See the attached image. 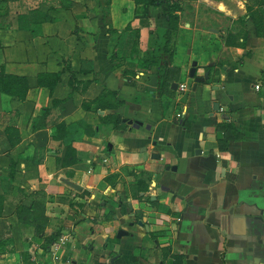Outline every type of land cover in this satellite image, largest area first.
<instances>
[{"label": "crops", "instance_id": "0c3cea01", "mask_svg": "<svg viewBox=\"0 0 264 264\" xmlns=\"http://www.w3.org/2000/svg\"><path fill=\"white\" fill-rule=\"evenodd\" d=\"M135 6L128 0H111L106 19V3L101 0H73L67 9H51L43 0L36 15L32 5L25 6L23 25L17 14V26L0 30V41L10 44L2 50L0 65L8 73L25 76L29 84L24 101L9 99V122H0V264H43L47 251L42 231L52 216L51 206L58 210L55 197L73 189L60 180L68 179L55 160L61 141L75 148L79 161L70 167L85 168V184L109 174L122 176L123 169L130 170L123 175L125 180H134L140 173L148 180L144 190H138V199L121 182L113 184L110 191L117 192L119 201L108 209L112 219L102 221L100 229L85 220L89 231L82 240L83 250L78 251V246L71 250L67 264H83L82 259L84 264H107L104 257L109 255V260L116 256L114 264H169L173 255L182 256L184 264H254L253 257H257L255 264H264V0L214 4L241 24L245 45L231 46L225 41L208 53L178 50L171 62L168 59L161 94V61L156 70L149 66L143 72L137 68L139 59L128 55L133 45L129 40L132 31L126 27ZM149 7L147 13L156 12ZM251 14L256 20L263 17L261 35ZM45 16L53 21H45ZM68 22L77 27V34L64 39ZM220 29L209 27L207 33L220 35ZM35 41L41 47H34ZM115 43V54L124 56L120 67L111 55ZM63 55L81 84L72 92L62 75L52 93L37 86L38 73L62 70ZM83 59L90 62L88 73L79 72ZM192 61L197 62V75L209 71V78L195 89L188 76ZM204 66L209 69H202ZM181 83L186 85L184 91L178 89ZM106 90L116 94L120 102L116 108L83 109L84 101ZM53 99L61 102L50 109L53 118L46 120L50 140L45 144L41 138L47 130L34 129L33 118L42 106L50 108ZM215 101L222 111L214 110ZM107 113L143 124L135 127L123 122L124 127L106 128L103 139L87 136L80 123L91 124L100 133L103 129L96 125ZM60 121L68 131L61 140L55 138V123ZM219 123L232 124L223 136L228 138L222 143H226L225 149H219L216 140L218 133L224 134L217 131ZM8 124L18 130L19 142L14 146L3 132ZM41 144L50 150L45 151ZM101 149L106 151L98 160L94 152ZM39 150L44 156L35 158ZM153 152L160 158L151 157ZM102 165L109 167L100 172ZM165 165H175L177 170L166 171ZM76 178L74 174L70 181ZM88 189L95 191L94 187ZM35 215L41 217L40 226L30 221ZM143 217L148 230L137 225ZM77 222L69 238L78 231L81 223ZM119 227L129 235L115 239ZM248 245H252L253 255L243 259Z\"/></svg>", "mask_w": 264, "mask_h": 264}, {"label": "rangeland", "instance_id": "374dc122", "mask_svg": "<svg viewBox=\"0 0 264 264\" xmlns=\"http://www.w3.org/2000/svg\"><path fill=\"white\" fill-rule=\"evenodd\" d=\"M24 0H0V30H10L12 26H17L16 17L17 14L20 15V25L24 24V16L25 14V6L30 7L32 5L34 14L40 13L37 11L40 7V3L43 0H28L27 5L23 4ZM73 0H44V4L48 5L49 8H56V7H63L67 9V6L71 5ZM130 4H134V0H128ZM220 0H173L178 5V11L175 13L177 15V19L174 21V28L173 34L168 47L170 48L172 53L163 50L164 44V26H161V21L159 20V14L164 11V7L155 8V13H147L146 15L143 14V6L137 5L135 6L133 12V19L132 21L127 24V29L131 30L132 33L129 37V40L132 43V50L128 54L132 58H138L139 63L137 68L140 71H146V69L151 66L153 69L156 70L157 64L162 59H169L170 62L172 61V56L178 50L180 52H184L186 50H194L198 51L199 53H208L210 50L218 49L222 42L227 40H231L234 35H237L241 32V24L235 23L230 16L225 15L223 12L218 10L214 4L218 3ZM26 2V1H25ZM111 0H101V3H106V9H104L105 18L108 19V4ZM171 2V3H173ZM38 7H36V5ZM136 4V3H135ZM150 8V7H149ZM157 14V15H156ZM19 17V16H18ZM53 21V20H52ZM132 22L134 24H132ZM209 27H220L221 34L220 35H210L207 33V29ZM77 27L71 23L64 24V32L62 38L66 39L67 37H75L74 34H77L75 31ZM9 43H2L0 41V62L4 57L3 48L8 47ZM34 47H41L40 41L34 42ZM111 55L116 56L120 64L116 66L120 67L121 61L124 59V56L121 53L115 54L116 43L112 46ZM178 51V52H179ZM121 55V56H120ZM118 63V62H117ZM61 66V77L63 75V79L65 83H68L69 80V72L64 70L67 65H70L69 58H66L64 55L61 57V62H59ZM1 66V65H0ZM71 67V65H70ZM81 67V66H80ZM208 66L202 67V69H206ZM72 69V68H71ZM73 70V69H72ZM74 71V70H73ZM159 73H156L158 77ZM61 83V82H60ZM59 83V84H60ZM64 83V84H65ZM58 84V85H59ZM57 85V86H58ZM8 97L2 95L0 93V122L5 121L9 122V117H12L9 113V105ZM44 108L37 110L33 118L34 129L36 130H49V126H46L47 119L51 121L53 116L50 117L49 113L51 110L45 114ZM49 123V122H48ZM7 124V123H6ZM84 130H86L87 136H94L104 138V130L107 128L109 129L111 125L104 124L100 119V124L96 125L101 129H103L100 133L94 131V126L88 123H80ZM4 123L2 124V126ZM124 127V126H122ZM45 134L44 137L41 138L43 141L42 143H47L50 140V134ZM93 130V131H92ZM92 131V132H91ZM58 140V139H57ZM60 142V141H59ZM59 144V151L55 155V160L58 164V169L61 173H64L69 180L73 181V175L76 174L77 178L74 179V182L81 186V190H74L69 189L67 195L56 196V201L59 202L58 210L54 209V206H51V213L50 220H46L43 231L46 233L44 237V248L47 247V244L53 239V242H56L61 236L69 235L70 230L76 224L75 220L78 219L77 223H81L79 226L78 231L73 234L70 238L67 236L64 245L61 248V251L58 255L59 262H56L53 259L52 254L50 253V249L52 243L49 245V251L45 252L46 254L42 256L43 264H67V257L69 253H71L76 246H78V251H82V240L85 237V234L89 231L88 225L85 220H91L94 227L100 229V225L102 221L111 220L112 213L109 211V207L117 201H119L118 194L116 191L111 192L110 189L112 188L113 184L116 182H121L122 187L125 190H130L132 197L134 199H138V189L139 186H144L147 183V176L145 174L140 173L139 175H135V179L132 178L123 179V175L129 174L130 170L123 169L122 176L121 174H114V175H106L102 180L99 182L91 181L90 184H85L82 178L85 176L84 171L85 168L81 165L77 168H71L70 166H62L61 159L65 153V145L62 143ZM45 144H41V147L45 151H49L45 147ZM37 152L34 154V157L37 158L38 156H44V153ZM95 151V150H94ZM105 149H101L100 152L95 151V155L99 158L105 152ZM108 165H102L100 168V172L103 171L102 168H107ZM57 176V174H55ZM127 176V175H126ZM121 177V179H120ZM88 187H94L95 191H89ZM121 187V186H120ZM44 198V197H43ZM51 201V200H50ZM104 203V205L101 204ZM90 206V207H89ZM85 211V212H83ZM80 215V216H79ZM48 228V232H45V229ZM83 230H86L85 233ZM88 230V231H87ZM90 234V232H89ZM88 235V234H87ZM126 242L128 240H125ZM111 242V241H109ZM90 245L93 242H89ZM67 249V251H66ZM46 250V249H44ZM71 251V252H70ZM66 252V255L63 253ZM110 256V255H109ZM109 256L104 257L107 259V264L109 262ZM89 259V257H88ZM83 264L85 262L82 259Z\"/></svg>", "mask_w": 264, "mask_h": 264}, {"label": "trees", "instance_id": "16d2710c", "mask_svg": "<svg viewBox=\"0 0 264 264\" xmlns=\"http://www.w3.org/2000/svg\"><path fill=\"white\" fill-rule=\"evenodd\" d=\"M175 1V0H174ZM136 5H142L143 6V14H147V9L149 6L158 8L163 6L165 9L159 16V20L163 22L164 26V44H163V50L167 51L169 53H172L170 48L168 47V44L171 41L172 34H173V28H174V21L177 19V15L175 13L178 11V5L173 2V0H134ZM173 2V3H171ZM251 17L254 18L255 16L251 14ZM45 21H52V19L48 16L44 17ZM239 21H243V19H238ZM255 20V28L258 35L262 34L263 29V17H261L259 20ZM233 34V38L231 40H227L226 44L231 46H244L245 45V37L244 34ZM239 37H242L241 40H239ZM168 59H162L161 60V70L162 74L161 77V87L159 88V94L162 93L163 87L166 84V71L168 70ZM90 62L87 60L81 61V67L79 72L81 73H88L91 70ZM209 69V67H207ZM64 70H67L69 72V80L68 85L72 89V92L75 90L76 86L81 84V81H79L75 74L76 72L73 71L70 67V65H67ZM126 73V72H125ZM160 73V72H159ZM62 71L59 72H40L37 74V86L47 89L50 93L53 92V90L56 88V86L62 81L61 78ZM128 74V73H127ZM29 90V84L28 80L23 75H17L8 73L5 71V68L3 66H0V93L2 95H5L8 97V101L11 98H17L20 101H24L27 95V92ZM70 96V95H69ZM61 100L53 99L52 106L50 108H44L45 114L50 111L51 108L59 104ZM120 102L116 98V94L112 91L106 90L103 91L100 95L95 97L91 101H84L82 103V107L85 110H92L97 112L98 110H108V109H114L116 108ZM101 121L104 124L111 125V128L118 129L123 124L121 117L118 114L115 113H107L103 116H100ZM232 128L231 123H219L217 125V131L223 132V135H220L218 133L216 140L219 145V149H225L226 143L225 142L228 138H223V136L227 135L229 129ZM3 132L5 134V137L7 138L10 146H14L19 142V135L18 130L13 127L12 125H5L3 127ZM68 133L67 126L63 121L56 122L55 123V138H59L60 140L66 136ZM226 137V136H225ZM225 140V141H223ZM79 161L78 157L76 156V150L71 144H67L65 146V153L64 156L61 159L62 166H72L76 164ZM32 162H36L34 158H32ZM10 165L13 168L15 165L14 161H10ZM144 187L146 186H139L138 190H144ZM146 190V189H145ZM40 216H32L30 217L31 223H34L35 226H40ZM40 228V227H39ZM53 242V239L48 243L49 245ZM47 244V247H45L46 251L49 250V245ZM172 260L169 261V264H184L183 257L180 255H173Z\"/></svg>", "mask_w": 264, "mask_h": 264}, {"label": "water", "instance_id": "95a60500", "mask_svg": "<svg viewBox=\"0 0 264 264\" xmlns=\"http://www.w3.org/2000/svg\"><path fill=\"white\" fill-rule=\"evenodd\" d=\"M211 31H216L213 29H210ZM196 66H197V62L196 61H192L190 69L188 71V76L189 79H191L193 81V85L192 88L195 89L199 84L203 83L204 81H206L209 78V71H205L202 75H197L196 74ZM176 83L172 84V87L175 88ZM213 108L214 110H218L219 109V102L215 101L213 103ZM100 113L102 111H99ZM122 122L126 123L129 126L134 125L135 127H139L141 126L143 123L138 121V120H133V119H126V118H122ZM111 146V145H110ZM151 157L155 158V159H159L160 155L157 152H153L151 153ZM165 170H171V171H176L177 170V166L175 165H165ZM63 183H65L66 185L70 186L71 188L75 189V190H81V186L64 178L61 177L60 179ZM184 210V209H183ZM114 219H116V216H114ZM146 218L143 217L142 219L137 220V225L144 227L145 229L148 230V225L145 222ZM130 225H133V222L130 223ZM129 235V232L122 228L119 227L115 233V239H121V237L123 236H127ZM253 255V248L252 245H248V249H246V251L243 253V259H247L249 256ZM116 259V256H112L109 260V264H114V260ZM252 262L255 264L257 263V257H253L252 258Z\"/></svg>", "mask_w": 264, "mask_h": 264}, {"label": "built area", "instance_id": "2783aa9c", "mask_svg": "<svg viewBox=\"0 0 264 264\" xmlns=\"http://www.w3.org/2000/svg\"><path fill=\"white\" fill-rule=\"evenodd\" d=\"M258 87H259V85L256 84L255 88L258 89ZM178 89L181 90V91H184L186 89V85L184 83H181V84L178 85ZM219 109L222 111V108H219ZM67 236H69V235L61 236L56 242L52 243V246H51V249H50V253L52 254L53 259L56 262H58V260H59L58 259L59 258L58 255H59V253L61 251L62 246L65 243V240H66Z\"/></svg>", "mask_w": 264, "mask_h": 264}, {"label": "flooded vegetation", "instance_id": "af4514ba", "mask_svg": "<svg viewBox=\"0 0 264 264\" xmlns=\"http://www.w3.org/2000/svg\"><path fill=\"white\" fill-rule=\"evenodd\" d=\"M101 204H102V205H104V203H103V202H101Z\"/></svg>", "mask_w": 264, "mask_h": 264}]
</instances>
